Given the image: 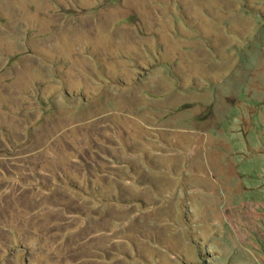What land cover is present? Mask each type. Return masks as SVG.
Here are the masks:
<instances>
[{
	"label": "rangeland",
	"instance_id": "1",
	"mask_svg": "<svg viewBox=\"0 0 264 264\" xmlns=\"http://www.w3.org/2000/svg\"><path fill=\"white\" fill-rule=\"evenodd\" d=\"M0 264H264V0H0Z\"/></svg>",
	"mask_w": 264,
	"mask_h": 264
}]
</instances>
